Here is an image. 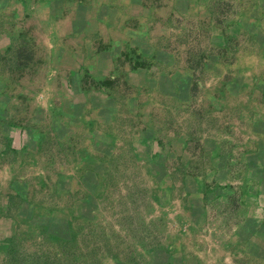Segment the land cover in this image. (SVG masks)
Returning a JSON list of instances; mask_svg holds the SVG:
<instances>
[{
    "label": "crops",
    "instance_id": "crops-1",
    "mask_svg": "<svg viewBox=\"0 0 264 264\" xmlns=\"http://www.w3.org/2000/svg\"><path fill=\"white\" fill-rule=\"evenodd\" d=\"M204 26L218 49L242 33L264 40V0H0V250L36 227L59 226L58 194L80 186L79 177L90 185L112 177L74 140L83 100L90 109L84 144H125V159L149 152L153 113L166 95L190 90L183 56ZM123 86L133 89L122 97L114 90ZM260 195L257 206L244 203L248 212L264 207ZM253 235L246 249L255 257L260 238Z\"/></svg>",
    "mask_w": 264,
    "mask_h": 264
},
{
    "label": "rangeland",
    "instance_id": "rangeland-1",
    "mask_svg": "<svg viewBox=\"0 0 264 264\" xmlns=\"http://www.w3.org/2000/svg\"><path fill=\"white\" fill-rule=\"evenodd\" d=\"M202 28L203 38L191 34L183 56L190 90L166 95L153 113L149 152L127 160L125 144H84L90 109L83 100L74 140L84 159L97 155L91 163L112 177L90 185L81 176L80 186H66L58 194L65 214L59 226L19 234L0 250V263L264 264V207L244 208L264 193V40L242 33L231 48L218 49ZM82 76L83 83L89 75ZM125 88L114 92L123 97L133 89ZM253 234L260 238L255 257L246 249Z\"/></svg>",
    "mask_w": 264,
    "mask_h": 264
}]
</instances>
